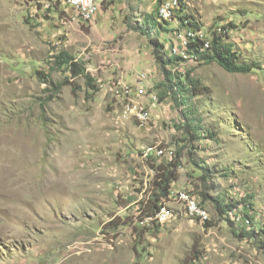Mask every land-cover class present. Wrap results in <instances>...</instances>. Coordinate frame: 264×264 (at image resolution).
Returning <instances> with one entry per match:
<instances>
[{
  "label": "rangeland",
  "instance_id": "1",
  "mask_svg": "<svg viewBox=\"0 0 264 264\" xmlns=\"http://www.w3.org/2000/svg\"><path fill=\"white\" fill-rule=\"evenodd\" d=\"M163 1L97 0L88 21L55 0H0V264H264V233L242 237L241 208L228 216L214 205L244 196L255 231L264 223V0H178L186 24L158 28L146 18ZM195 23L252 70L199 58L165 68L206 87L195 96L162 85L153 56L156 71L124 66L126 47L158 37L168 56L176 31ZM68 62L82 72L72 77ZM120 86L146 123L125 110ZM148 145L165 154L142 158ZM176 157L169 194L191 197L163 198L165 217L139 220L150 160Z\"/></svg>",
  "mask_w": 264,
  "mask_h": 264
},
{
  "label": "trees",
  "instance_id": "2",
  "mask_svg": "<svg viewBox=\"0 0 264 264\" xmlns=\"http://www.w3.org/2000/svg\"><path fill=\"white\" fill-rule=\"evenodd\" d=\"M156 16L147 15L146 19L153 21L155 26L157 27L159 26L158 28H162V23L159 21H164V20L160 19L157 11H156ZM176 19L180 21V23H182L183 26L184 24H186V20L184 21V19L181 18L178 19L177 14H176ZM191 25L193 24L191 23ZM126 26L129 30L132 29L131 24L129 22H126ZM194 26L195 28H198L196 23L194 24ZM138 31L140 32V34H144L142 29H138ZM149 43L151 46L152 56L155 62L157 63V65L159 66V68L162 70V75L164 78L162 85L168 87L171 91L172 89L177 88V90L182 91V93L191 92L195 96L196 95L200 96L204 94L206 87H202L198 82V80H194L193 78H191L189 73L185 75H181L180 77H175L169 71H166L165 68L174 65L179 61H183L185 58H182L180 56H172V57L166 56L165 52L163 51L164 46L161 42H159L157 38L154 37L149 38ZM187 52L190 58L196 61L197 58H199L201 61L208 63L216 62L225 71L230 73H245L251 71L252 68L254 67V65L252 64L241 63L240 61H238L237 56L234 55V53L232 52L230 45H226L221 42V36H216V35L213 36V38L210 39V48L208 49L204 48L203 41L201 39L196 38V40H194V43H192L188 47ZM67 65H68V71L70 72L72 77L77 76L82 72V69L76 62H68ZM174 78H177L178 81L174 80ZM172 97L176 102L177 99L174 96L173 92H172ZM183 127L188 131L187 129L188 126L183 125ZM191 137L194 138L193 135H191ZM149 163H150V167L154 170V174L150 180V189L148 190L149 193L147 192L145 199L143 198L138 202L139 213H140L139 217L151 216L156 211H158L157 209L159 208L158 206L161 199L163 198L168 199V197L171 194V193L169 194V190L171 189V184L172 182L177 180V176H178L176 171L179 164L177 157L175 158V160H173L170 163H163V162L157 163L152 160H150ZM201 196H202L201 202L204 203L205 196L204 194H202ZM240 198H241V200L239 201L240 203L236 202L234 204L232 203L231 200L229 201L228 204L225 205H220L219 203H215L214 204L215 209L220 215H223L232 212V210H237L238 207L241 208V213L244 214V216L242 217L247 218L249 220L248 225H244V224L240 225V227H242L241 231L245 229L244 235L241 236L244 238L246 237L255 238L256 236L258 237L260 233H264V223L261 224V227L257 229V231H255L254 225L257 222H255L251 217L252 210L246 212L247 208H251L250 204L247 203L246 197L242 196ZM126 218L128 221L131 222L132 218H130V216L127 215ZM135 229H137L139 232H144V229H138V228Z\"/></svg>",
  "mask_w": 264,
  "mask_h": 264
},
{
  "label": "bare ground",
  "instance_id": "3",
  "mask_svg": "<svg viewBox=\"0 0 264 264\" xmlns=\"http://www.w3.org/2000/svg\"><path fill=\"white\" fill-rule=\"evenodd\" d=\"M55 1L62 2L65 6L68 7V9H71L76 15H78L79 17L86 19L88 21L94 17V15L98 9L97 0L92 1V10H89V13L87 12V6H85L83 3H76L74 0H55ZM178 7H179L178 0L163 1L157 8L158 16L160 17V19H162L164 21L172 22L174 19H176V11H177L176 9ZM165 12H166V14H162ZM167 14H171V18H169V15H167ZM185 28L186 29L184 31H181V30L176 31L177 40H176L175 44H174V41L171 43L172 45L170 48L169 57L180 56V57L185 58V59L194 60V59L190 58V56L187 54L188 53L187 52L188 47L192 43H194V40H196V38H199L203 41L204 48L208 49V48H210V39L205 37V35L203 33L196 30L195 27H193V26H188V27L186 26ZM128 88H130V87H128ZM128 88L123 89V87L120 86V90L118 91L120 95L123 93V96H122L123 100H127L126 106L128 108L127 109L125 108V110L129 111V113L134 115L138 121H140L144 124L147 122L149 113H148L147 109L143 106L142 102H140V100L139 101L135 100L136 98H139V97H136L135 95L131 94V97H133L134 99H129V100L127 99V95L130 94ZM154 100L156 101L157 99L154 97ZM123 105L125 107V102H123ZM141 114H144V116ZM164 152H165V150L162 149L161 146H159V145H156V146L155 145L154 146L148 145L142 151V158L148 159V156H150L151 158L161 157L165 154ZM148 153H153V154H148ZM179 191H181V190H179ZM187 196L191 197V195H188L186 192L182 191V192H179L177 194V199H176L174 194L173 195L170 194L168 199H165V201H171L173 199H176V201L185 202ZM194 199H195V197H194ZM158 207H159L157 209L158 211H156L153 215L146 216V217L141 216V217H139V220L142 221L144 218H148V219H150V221L155 219L152 222H157L156 219L161 218V217H165L169 211L167 209L165 203H159ZM197 207L201 210H205L204 207L200 206L199 202L197 203ZM186 211L188 212L187 209H186ZM190 215L195 216L197 218L202 217V215L196 214L193 212H191Z\"/></svg>",
  "mask_w": 264,
  "mask_h": 264
},
{
  "label": "crops",
  "instance_id": "4",
  "mask_svg": "<svg viewBox=\"0 0 264 264\" xmlns=\"http://www.w3.org/2000/svg\"><path fill=\"white\" fill-rule=\"evenodd\" d=\"M122 6L126 7L125 4H123ZM122 14H123V12L121 11L120 15L123 16ZM117 18H119V15L117 16ZM92 24H93L92 28L95 27L94 22ZM172 26H173L172 28L176 27L175 24H173ZM120 29L122 30L123 36L125 37L126 32L128 30L127 26H125V24H122L120 26ZM117 32H120V31H117ZM115 34H117V33H115ZM128 34H129V36L131 38L136 36V35H133L132 33H128ZM109 37L113 38L114 36L110 35ZM157 39H159V38L157 37ZM159 41H160V39H159ZM145 42H146V40H145ZM146 43H149V42H146ZM127 44H130V43H127ZM140 48L141 49L139 51L134 49L133 47H126L125 49L122 50V54L124 56V60H123L124 66L126 64L129 67L128 69H131L130 73L133 72L135 74L138 73L142 68H146L147 66L153 67L154 71H156V64H155L154 60L151 57L152 56L151 47H149L148 49H145V48H142V47H140ZM112 51H114V50H112ZM131 57H134V60H131ZM125 59H128V60H125ZM153 69H148V70H150L152 72ZM125 80L127 81L126 78H125ZM128 80H131L130 77H128ZM148 84H150V83H148Z\"/></svg>",
  "mask_w": 264,
  "mask_h": 264
},
{
  "label": "built area",
  "instance_id": "5",
  "mask_svg": "<svg viewBox=\"0 0 264 264\" xmlns=\"http://www.w3.org/2000/svg\"><path fill=\"white\" fill-rule=\"evenodd\" d=\"M76 3H83L85 6H87V12L89 13V10H92V1L94 0H74ZM162 14H166L162 13ZM169 15V18H171V14H167ZM144 116V114H141ZM148 154H153V153H148Z\"/></svg>",
  "mask_w": 264,
  "mask_h": 264
},
{
  "label": "clouds",
  "instance_id": "6",
  "mask_svg": "<svg viewBox=\"0 0 264 264\" xmlns=\"http://www.w3.org/2000/svg\"><path fill=\"white\" fill-rule=\"evenodd\" d=\"M158 20H159V19H158ZM168 57H169V55H168ZM169 191H170V190H169ZM201 206H203V205L201 204ZM203 207H204V206H203ZM204 208H205V207H204ZM237 215H240V213H238ZM237 215H235V216H237ZM228 216H230V213H228ZM241 216H242V215H241ZM234 222L237 223L235 220H234ZM207 223L210 224V221H207L206 224H207ZM242 224H244V223H242ZM244 225H245V224H244Z\"/></svg>",
  "mask_w": 264,
  "mask_h": 264
}]
</instances>
